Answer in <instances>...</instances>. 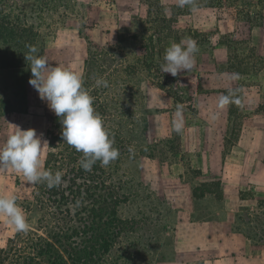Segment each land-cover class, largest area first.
Segmentation results:
<instances>
[{
    "label": "rangeland",
    "instance_id": "374dc122",
    "mask_svg": "<svg viewBox=\"0 0 264 264\" xmlns=\"http://www.w3.org/2000/svg\"><path fill=\"white\" fill-rule=\"evenodd\" d=\"M40 1L8 5H19L37 25L38 49L50 65L78 71L89 94L105 101L104 119L124 152L117 175L131 198L122 216L134 227L116 245L115 262L240 264L242 250L245 264L243 246L208 243L227 227L232 243L242 234L253 244L249 252L262 251L264 71L232 80L224 65L230 40L238 43L239 62L253 63L255 52L264 55V0H190L184 7L178 0H48L46 11ZM188 37L198 46L192 71L176 77L163 73L165 50ZM89 42L100 50L92 65L95 76L85 81ZM97 78L109 89L97 87ZM28 87V110L0 113V147L15 126L34 129L48 141L49 107L29 82ZM229 91L240 103L221 110L218 98ZM176 123L182 124L179 132ZM212 183L215 194L195 197L196 188ZM29 185L14 170H0V195L22 198ZM25 217L29 229L37 227V210ZM16 232L0 216V249Z\"/></svg>",
    "mask_w": 264,
    "mask_h": 264
},
{
    "label": "trees",
    "instance_id": "16d2710c",
    "mask_svg": "<svg viewBox=\"0 0 264 264\" xmlns=\"http://www.w3.org/2000/svg\"><path fill=\"white\" fill-rule=\"evenodd\" d=\"M9 1L0 0V113L29 109L25 98L29 96L28 82L32 74L30 62L25 60L24 55L29 54L30 46L37 50L34 55L44 54L37 44L42 37L41 31L19 12V5H8ZM47 2L40 1L45 11L48 10ZM152 42L151 39L150 44ZM237 44V41H229L230 56L224 65L225 70L239 73V77L264 71V55L255 52L253 63L239 62ZM88 46L89 59L85 63L90 69L85 81L95 76L92 65L98 62L100 50L91 42ZM84 87L90 93L89 84L84 82ZM92 98L95 111L102 117L114 140V147L119 150V157L107 167L97 162L91 171H84L78 163L83 154L64 143L60 119L48 109L49 147L44 168L61 171L64 182L51 189L46 183L30 184L29 192L22 198L17 197L24 214L34 210L40 213L38 225L26 232H16L6 248L0 249V264H120L114 260L115 247L129 238L134 227L131 218L122 216V209L131 198L124 179L117 175L124 152L115 141L110 121L104 119L108 106L98 96ZM18 186L25 191L22 183ZM213 186L216 184L196 188L195 197L215 194ZM125 261L128 262V259Z\"/></svg>",
    "mask_w": 264,
    "mask_h": 264
},
{
    "label": "clouds",
    "instance_id": "9594fccd",
    "mask_svg": "<svg viewBox=\"0 0 264 264\" xmlns=\"http://www.w3.org/2000/svg\"><path fill=\"white\" fill-rule=\"evenodd\" d=\"M187 3L190 0H178L180 7ZM36 51L34 46H30L29 54L24 55L25 60L30 62L32 78L29 84L60 119L64 143L83 154L78 163L84 171H91L97 162L107 167L120 153L114 147V140L102 117L95 111L93 98L84 87L81 74L71 67L50 65L46 57L34 55ZM197 52V42L190 37L171 44L165 50L161 71L173 77L191 72L196 63ZM231 79H239V73H232ZM95 84L97 87L108 86L103 78H97ZM239 103L240 100L229 91L228 94L220 95L217 107L223 110L230 104ZM181 112L182 106L177 105L176 116L180 117ZM181 128V123L175 124L176 131L179 132ZM48 147V141L42 135L38 136L36 130H21L15 126V131L0 147V170H14L29 184L46 183L50 189L60 186L64 182L63 173L44 168L43 155ZM0 216L6 217L7 223L17 232L29 229L15 195H0Z\"/></svg>",
    "mask_w": 264,
    "mask_h": 264
},
{
    "label": "crops",
    "instance_id": "0c3cea01",
    "mask_svg": "<svg viewBox=\"0 0 264 264\" xmlns=\"http://www.w3.org/2000/svg\"><path fill=\"white\" fill-rule=\"evenodd\" d=\"M264 198V197H262ZM231 227H227L226 229H224V233H220L217 234L215 236H213L211 238V240H214V242H208V238H207V242L209 243V245H239V249L243 246L245 248V264H264V245L262 246V251H256V253L253 252H249L247 250L249 245H253L252 243H249L250 241L244 237L242 234H239V242L238 243H232V241L230 240L231 237L229 235H231ZM224 235V237H223ZM236 236V235H235ZM227 238V241L223 240L224 238ZM257 248H259V246H255L253 249L256 250ZM231 252V249H230ZM240 254L241 256L239 257V263L243 264L242 262V254L243 251L240 250ZM229 260V258H225V261Z\"/></svg>",
    "mask_w": 264,
    "mask_h": 264
}]
</instances>
